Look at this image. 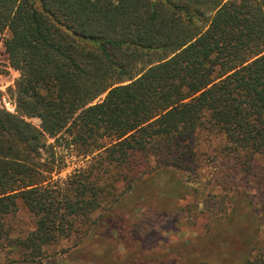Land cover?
<instances>
[{"label": "trees", "instance_id": "trees-1", "mask_svg": "<svg viewBox=\"0 0 264 264\" xmlns=\"http://www.w3.org/2000/svg\"><path fill=\"white\" fill-rule=\"evenodd\" d=\"M4 32L19 72L6 91L15 113L0 109L8 262L82 238L95 212L109 221L149 155L204 119L233 151H264V0H0ZM58 148L87 158L66 180ZM19 202L34 223L15 232ZM242 257L264 264V235Z\"/></svg>", "mask_w": 264, "mask_h": 264}, {"label": "rangeland", "instance_id": "rangeland-1", "mask_svg": "<svg viewBox=\"0 0 264 264\" xmlns=\"http://www.w3.org/2000/svg\"><path fill=\"white\" fill-rule=\"evenodd\" d=\"M7 35L0 37V109L15 113L6 91L19 72L5 51ZM205 120L174 139L171 148L165 145L149 155L109 221L100 217L96 222L95 212L82 238L64 237L33 262H8L0 255V264L240 263L264 235V151L251 156L233 151L223 133ZM28 121L40 125L38 118ZM57 150L61 180L85 165L87 158L75 151ZM9 221L15 232L25 231L34 217L19 202Z\"/></svg>", "mask_w": 264, "mask_h": 264}]
</instances>
